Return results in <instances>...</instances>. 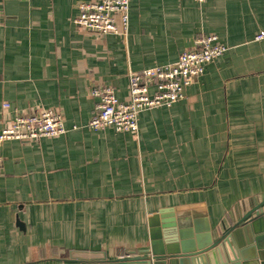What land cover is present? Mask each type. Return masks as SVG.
Wrapping results in <instances>:
<instances>
[{
  "label": "crops",
  "instance_id": "crops-1",
  "mask_svg": "<svg viewBox=\"0 0 264 264\" xmlns=\"http://www.w3.org/2000/svg\"><path fill=\"white\" fill-rule=\"evenodd\" d=\"M84 1L0 0V131L43 110L67 129L0 147V264L139 252L161 210L163 245H198L264 202V0H130L124 35L78 26ZM208 34L228 50L182 99L141 110L137 131L89 128L95 88L128 101L130 72L173 64ZM259 242L248 264H264Z\"/></svg>",
  "mask_w": 264,
  "mask_h": 264
},
{
  "label": "built area",
  "instance_id": "built-area-1",
  "mask_svg": "<svg viewBox=\"0 0 264 264\" xmlns=\"http://www.w3.org/2000/svg\"><path fill=\"white\" fill-rule=\"evenodd\" d=\"M129 10L130 0L84 1L75 23L102 35H124L129 25ZM254 39L264 42V29L258 31ZM227 50L218 35H202L196 47L183 51L173 64L130 72L128 101L119 99L112 87L95 88L93 94L99 97V102L88 123L89 128L99 130L113 126L117 130L137 131L141 110L158 105L171 106L182 99L186 87L204 73L206 65ZM66 131L62 117L52 110L19 115L11 126L0 131V147L11 139L57 136Z\"/></svg>",
  "mask_w": 264,
  "mask_h": 264
},
{
  "label": "water",
  "instance_id": "water-1",
  "mask_svg": "<svg viewBox=\"0 0 264 264\" xmlns=\"http://www.w3.org/2000/svg\"><path fill=\"white\" fill-rule=\"evenodd\" d=\"M164 213L166 212L161 210L149 219V225L152 228L151 243L149 245L140 249L139 252H131L118 259L104 261V263L207 264L205 258L207 259V257H211L212 255L215 264H240L241 259L244 264H248L247 261L250 259L248 256L252 253L254 254V249L257 248L255 242L257 243L258 249L262 250L259 241L264 235L253 237L254 232L252 229H256L257 226L256 231H264V202L255 205L245 214L241 222L227 229L226 233L221 235L217 240L210 239L209 235L206 234L203 239L201 238L199 240L198 245L194 243L193 239L187 242L183 241L181 244L173 243L174 241L170 239L168 240L169 243L166 241L163 245L160 241L162 239L161 234L156 227L159 226L160 217H163ZM17 224L21 228H24V223L20 219L17 220ZM248 229H250L252 237L249 236ZM165 231L167 234H173L175 230L166 229ZM229 243L231 247L228 246ZM258 253H261V251ZM257 257H259L258 254L255 255V258L252 256L250 261L255 260ZM249 264L252 263L249 262Z\"/></svg>",
  "mask_w": 264,
  "mask_h": 264
}]
</instances>
